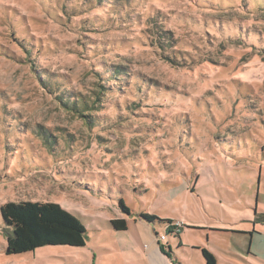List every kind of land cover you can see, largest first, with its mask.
Listing matches in <instances>:
<instances>
[{
	"label": "rangeland",
	"instance_id": "rangeland-1",
	"mask_svg": "<svg viewBox=\"0 0 264 264\" xmlns=\"http://www.w3.org/2000/svg\"><path fill=\"white\" fill-rule=\"evenodd\" d=\"M60 95L94 107L91 124ZM26 201L75 216L86 247L6 256L0 212V264H144L156 232L175 254L146 213L181 223L192 244L252 227L264 212V0H0V208Z\"/></svg>",
	"mask_w": 264,
	"mask_h": 264
},
{
	"label": "trees",
	"instance_id": "trees-1",
	"mask_svg": "<svg viewBox=\"0 0 264 264\" xmlns=\"http://www.w3.org/2000/svg\"><path fill=\"white\" fill-rule=\"evenodd\" d=\"M100 2V0H99ZM200 26V25H199ZM193 28H200L193 24ZM235 30V35H241L240 29L238 33ZM161 35V34H159ZM166 40V44L172 45L173 40L168 36H171L170 32L162 33ZM160 37V36H159ZM245 37H243L244 39ZM238 39V37H237ZM246 44H249L246 39H244ZM253 40V39H252ZM258 41V40H257ZM165 41L159 40V44H165ZM252 44V43H251ZM252 45H255L253 43ZM163 46V45H162ZM168 61H173L168 56H165ZM114 76L117 78L120 74H125L121 69L114 71ZM44 88L46 85L44 83ZM103 91H109L106 85H100ZM102 95L100 92L96 94ZM65 108H67L72 113L78 114V116L88 119L87 123L91 124L89 121V115L84 112H91L92 108L88 105L85 100H74L66 101L65 97L60 95L57 98ZM99 99V98H98ZM51 136L45 137V144L51 146L54 143L50 140ZM49 138V139H48ZM120 207L124 214L131 216V210L124 204L123 201L120 202ZM2 220L4 222L5 228L2 230L3 235L6 240L5 254L7 256L23 255L27 253H32L37 249L43 247H70V248H82L86 245L87 240V230L81 224V222L72 214L63 210L60 205L54 203H41V202H9L4 204L0 208ZM140 219L146 221L151 225H157L167 230V234H178L175 232L176 227L173 225L175 221L163 220L153 214H141ZM111 227L117 232H125L128 230V223L126 219H117L110 221ZM182 230V228H181ZM156 232V237H158ZM159 242V241H158ZM161 250L168 257H171L166 251L161 242ZM203 258L206 264H216L215 257L207 250H203Z\"/></svg>",
	"mask_w": 264,
	"mask_h": 264
},
{
	"label": "crops",
	"instance_id": "crops-1",
	"mask_svg": "<svg viewBox=\"0 0 264 264\" xmlns=\"http://www.w3.org/2000/svg\"><path fill=\"white\" fill-rule=\"evenodd\" d=\"M258 213L259 211L256 210L257 217L253 220H248L253 225L252 227L232 228L229 232H219V234H222L223 239H219L218 242L212 243V239L210 240L209 237H207V245L203 244L202 241L192 244L186 239L184 230H181L179 235L174 233L170 234L174 236V242L176 244L175 254H173L172 247L170 246L171 242L168 243L167 238L165 243L168 244L166 245L162 243V245L171 257H168L165 253H163L161 250V244L157 240L156 242L152 240V251L148 253L147 257H145L144 264H184V257L189 255V250L192 251V258L193 256L197 258V264H206L205 259L203 258V250L209 251L215 257L216 264H264V212H261V214ZM126 221L129 229V221ZM140 221L144 224L147 223L142 219ZM258 223L261 224L260 227H258ZM156 226L157 225H152L154 228L153 231H155ZM154 234L156 236V233ZM170 240L172 239H169V241ZM213 246L217 247V249H214ZM5 247L6 240L5 243H3V254H5ZM45 248L83 249L84 247L70 248L59 246L43 247L40 249ZM93 258L94 261L92 260V264H95L97 256H93Z\"/></svg>",
	"mask_w": 264,
	"mask_h": 264
},
{
	"label": "built area",
	"instance_id": "built-area-1",
	"mask_svg": "<svg viewBox=\"0 0 264 264\" xmlns=\"http://www.w3.org/2000/svg\"><path fill=\"white\" fill-rule=\"evenodd\" d=\"M173 225L176 227L175 232L179 233L181 228H182V224L179 222H175ZM166 232H167V230H166ZM158 241L164 243L166 241V235H164V234H162L161 236L159 235Z\"/></svg>",
	"mask_w": 264,
	"mask_h": 264
},
{
	"label": "bare ground",
	"instance_id": "bare-ground-1",
	"mask_svg": "<svg viewBox=\"0 0 264 264\" xmlns=\"http://www.w3.org/2000/svg\"><path fill=\"white\" fill-rule=\"evenodd\" d=\"M162 243V242H161Z\"/></svg>",
	"mask_w": 264,
	"mask_h": 264
}]
</instances>
